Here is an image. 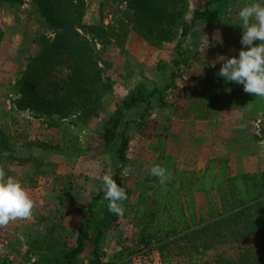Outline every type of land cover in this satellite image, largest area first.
<instances>
[{"label":"trees","instance_id":"trees-1","mask_svg":"<svg viewBox=\"0 0 264 264\" xmlns=\"http://www.w3.org/2000/svg\"><path fill=\"white\" fill-rule=\"evenodd\" d=\"M221 1L102 0V19L107 8L119 11L120 16L115 18L122 28L123 42L133 33L154 48L174 45L177 50V58L172 62L176 70L167 75L164 87L140 85L117 104L103 123L100 140L104 147L120 142L116 152L120 166L112 176L118 185L123 187L124 183L121 175L128 164L131 126L142 131L152 104L163 105L165 99L179 89L177 81H182L193 60L187 55L184 42L197 21L217 29L221 10L211 7ZM27 3L34 6L45 32L34 38L36 54L16 68L14 107L35 119L45 116L88 125L99 117L105 97L114 88L101 65L98 43L90 37L101 26L87 20L89 0H0V53L5 38L1 9L18 10ZM103 29L109 38H114L113 26ZM243 47L239 43L234 56L238 57ZM215 78L224 79L218 74ZM220 109L215 102H203L197 120H209L218 115ZM261 111L253 107L248 116L254 121ZM157 151L160 153L158 163L167 167L172 178L161 185L158 178L152 176L150 193L138 195L135 247L156 250L164 258L173 246L184 243L191 262L198 261L206 251L222 247L226 252L215 264H264V241L255 242L264 235V172L232 176L230 161L224 156L209 160L200 173L183 171L173 157L161 153L159 148ZM5 154L11 157L8 138L0 129V155ZM4 169L7 174V167ZM69 190L57 198L58 205L63 203ZM199 193L207 198V217L196 215L195 196ZM103 197V188L92 195L78 230L69 236L70 241L56 235L57 229L52 225L42 242L29 243V252L39 258V264H105L107 234L118 226L123 216L110 213L108 201ZM232 248L237 250L234 258L228 254Z\"/></svg>","mask_w":264,"mask_h":264},{"label":"rangeland","instance_id":"rangeland-1","mask_svg":"<svg viewBox=\"0 0 264 264\" xmlns=\"http://www.w3.org/2000/svg\"><path fill=\"white\" fill-rule=\"evenodd\" d=\"M100 1L101 0H89L90 7L88 11L93 15V19L91 20H98V5ZM101 4L102 1L100 5ZM233 8H235V11L238 13L242 8V1L235 3ZM1 11V21L5 31L4 41L7 40L6 37H8V40H12V37L15 35H19L22 38L20 45L21 50L15 67V74L17 77L16 68L21 64L25 65L28 59L36 54V46L33 41L36 35L45 32V26L41 23L38 13L31 3H27L18 10L6 8L4 10L1 9ZM118 12L119 11L115 9L114 11L110 8L105 9V18L102 19L100 15L102 19L100 23L101 27L94 30L90 35V37L98 43L97 48L100 53L101 65L105 75L111 80L119 74V71L123 72L124 69L131 71L130 67L133 66H130V62L126 58L124 47L126 42H123L122 28L118 26V19L115 18L116 15H119ZM12 24L13 27L7 31V28L12 26ZM93 25L97 26V24ZM109 25L114 27L115 31L111 32L114 38H109L105 34V29H103ZM242 34L243 30L239 34H226L221 32L220 29L215 31L212 34V38L218 43L220 48L216 49L214 47L213 49H209V58L206 56V49L201 53L191 50L188 46H193V38L190 40L187 39L185 50L189 57L192 56L191 58H193V60L189 68L186 69L187 72H185L186 75L182 81H177L179 89L173 94H170L165 99L163 105L156 102L155 107H153L149 111V115H147V123H145V128L142 131L139 130V132L138 129H133V126H131V141L135 140L134 138H137L140 134L144 135L148 140L144 145H137L132 142L131 149L133 150L130 151L129 149L128 164L121 175L124 181L123 187L127 189L128 198L123 202L125 211L121 221L110 233L111 238H114V240L111 243L106 242L104 246L106 252L104 258L105 264H215L216 260L225 254V248H213L206 251L203 256L198 257V261L191 262L188 258V251L185 249L184 243L173 246L172 250L164 258L160 257L156 250L150 251L144 247H140V249L136 248L134 241H136L135 226L137 221L135 220V210H132L130 204L136 203L138 195L150 193L153 182L151 181L152 175H150L149 169L153 164L158 163L160 156V153L157 151L158 148L161 150V153L173 157L179 168L183 171L200 173L206 168L209 160L224 156L230 161V174L232 176L251 175L264 172V145L259 142L260 140L264 141V114L260 116L262 121L260 129L254 126L253 118H250L247 114H238L230 110H223V112L207 120L209 122L211 121L209 126L196 123V121H201L197 120V116L201 115L199 108L203 104V102H201V99H203L201 98L202 89L205 85L208 86V82L212 83L215 76L218 74L223 63L219 58L221 56L232 58L235 54V48L241 42ZM103 43H106L104 44L105 46L101 45ZM168 47L169 46L166 48ZM4 51L8 52L6 48H3V52ZM169 52L173 54V58H177L176 49H170ZM3 55L4 53L1 54V56ZM210 60L215 62L213 64L215 65L214 69L210 64ZM139 69L142 68L139 67ZM159 69L161 71L160 73L164 76L166 73L169 75L176 70V67L170 62L165 65H159ZM147 78L149 80L143 85L151 88L149 84L151 74L148 73ZM201 78L203 79L201 80ZM218 79V81H220L218 83H225L224 79ZM109 96L110 94L104 99V108L99 117L92 120L88 125L84 126L75 123L74 120H61L59 118H54L50 122L52 126L61 127V125H59L60 121H65L66 123L63 124H68V126L66 125L62 128L64 130H68V128L74 125V128L76 127L79 134L77 132L75 135L71 133V135H65V137L67 138L70 136L72 139H75L76 136H80L86 139L85 143L90 149L95 145L94 139L96 138V134L98 135V147L95 148V152L98 153V160L100 159L102 164L101 162L98 163L100 166L105 165L107 170L109 168L108 171H102L101 167L98 168V174L101 180L105 174L113 176L120 166L116 154L120 142L117 141L111 147L105 148L100 140V132L102 131L103 123L113 114L117 108V104L120 103L117 101L118 99H116V96L113 98ZM193 117L196 118V121H194ZM192 120L194 122H192ZM72 130L71 128V131ZM66 133L68 132L66 131ZM7 134L11 135V130H9ZM23 135L27 136L25 130ZM78 137L77 139H79ZM92 140L94 141L92 142ZM72 147L76 150L79 149L77 140ZM101 155L104 156L103 159L99 158ZM11 163H13L12 157L0 155V166L4 168L7 167L8 169ZM29 163L31 170L21 181H23L22 183L27 189L29 188L28 190L31 196L37 202V207H35L30 219L19 220L20 228H18V230H25L27 234L37 231V236L31 241L26 242L27 245L34 240L42 242V239H44L47 234L48 228L52 225L57 229L55 232L56 235L70 241L71 237L69 236L71 234L65 231L61 222L62 215L58 211L56 213L55 209L58 210L57 198L61 196L66 189L73 187L77 181H74L72 177L55 179L52 173L56 170V167L51 162L29 160ZM37 183H39L41 189L35 192V185ZM57 187L59 191H56ZM60 187L63 188L60 189ZM214 198L219 202V198L216 194H214ZM207 203L208 201L204 194L195 199V211L198 218L201 216H208ZM34 218H36V221H34ZM9 228H12V226ZM14 230L16 229L9 230L7 227L5 233L2 230L0 231V239L7 241L8 244L10 242L8 248H5L0 243V262L5 261L13 264L9 257L12 256V254L16 255V245H18L17 243L19 241L17 237H14V235H16ZM256 241H264V235L262 234L259 236L255 242ZM18 250L19 249H17V255L15 256L17 263L29 264L30 257L22 255ZM138 250H141V252H138ZM228 254L230 258L236 257V248L230 249ZM31 256L35 257L38 262L39 258L35 254L31 253Z\"/></svg>","mask_w":264,"mask_h":264},{"label":"crops","instance_id":"crops-1","mask_svg":"<svg viewBox=\"0 0 264 264\" xmlns=\"http://www.w3.org/2000/svg\"><path fill=\"white\" fill-rule=\"evenodd\" d=\"M101 1L98 5V20H91L93 19V15L90 14L89 11L87 13V20L90 24L101 23ZM240 1H242V7L246 4L256 2V0H222L220 3L212 6V10H221L217 29H210L203 21H197L188 36L189 40L193 38V46L188 47L191 50L196 52L199 51L200 53L206 49V56L209 58V49H213L214 47L216 49L220 48L218 43L212 38V34L215 31L220 29L221 32L226 34L241 33L243 29L241 27L242 21L238 16L239 11L237 13L235 8H233L235 3ZM11 27H13V24L7 28V31ZM6 38L7 40L4 41L2 47L6 48L8 52H3L2 48V53H0V129L4 130L8 138V145L13 162L8 166L7 175L13 176L21 181L31 170L29 160L46 161L55 165L56 170L52 173L55 179L72 177L74 181H77L78 184L75 183V185L70 188L69 193L65 195L63 203L57 206L58 212L62 215V226L66 232L73 235L78 230L80 223L84 218L90 198L98 192L99 188L103 187L102 180L98 174V168L101 167L102 171L109 170V168L108 170L106 169L105 165L100 166L98 163L101 162L102 164V161H100V159L98 160V153L95 152V148L98 147V135L96 134V138L94 139L95 145L90 149L85 143L86 139L80 136H76L75 139H72L70 136L67 138L65 137V135H71V133H74L73 135H75L76 132L79 134L76 127L74 128V125L68 128V130H64L62 128L66 125L68 126V124H63L66 123L65 121H60L59 125H61V127H56L50 124L51 120L54 118L49 119L45 116H41L40 118L35 119L28 113L19 112L15 109L13 104L16 95L15 67L21 50L20 45L22 38L19 35L13 36L12 40H8V37ZM125 42L124 47L126 58L130 62V66H133L130 67L131 71L124 69L123 72L119 71V74L112 78L114 88L110 96H112V98L116 96L118 102L124 101L133 90L148 81V73L151 74L149 83L151 88H153L154 85L157 87H164L167 84V73L163 76L160 73L159 65H165L176 59V57L173 58V54L169 52L170 49H175L174 45L163 49L154 48L146 44L141 38L133 33L128 36ZM186 43L187 41L184 42V49H186ZM3 53L4 55L1 56ZM236 53L237 51L235 50V54ZM214 63L215 62L210 60L213 69L215 66L213 65ZM139 67L142 69H139ZM218 82H220L218 81V78H215L210 85L207 84L208 86H205L202 89L201 98L203 99H201V102L206 100L209 102H215L221 107L220 112H223V110H230L231 112H236L238 114L249 115L252 114L253 107H255L262 110L259 112L260 116L264 114V97H258L254 94L246 93L242 84L226 80L223 84ZM155 105L156 102L152 104V107H155ZM130 115H132V113ZM194 121H196V118H194ZM194 121L192 120V122ZM253 122L257 129L261 128L262 121L260 117L255 118ZM196 123L209 126L211 121H196ZM71 128L73 129L72 131ZM9 130H11V135L7 134ZM24 130L28 137L23 135ZM66 131L68 133H66ZM77 137L79 139H77ZM134 139L135 140L131 141L130 151L133 150L131 149L132 142L137 145H144L147 143V139L141 136ZM76 140L78 141V150L72 147ZM94 140H92V142ZM260 144L264 145V141L261 140ZM103 157L104 156L101 155L99 158L103 159ZM62 188L63 187H60V189ZM38 189H41L39 183L35 185V192H37ZM56 191H59L58 187L56 188ZM201 195L202 194L196 195L195 199ZM130 205L132 210H135V204ZM20 221H14L7 226L0 228V231L2 230L5 233L7 227L9 230L16 229L14 230V233H16L14 237L19 239L17 243L18 245H16V255L17 249H19L18 251L22 255L30 257L31 253L29 252V247L26 242L34 239L37 236V231L27 234L25 230H18V228H20ZM34 221H36V218H34ZM11 226L12 228H9ZM111 232L112 231L107 234V243H111L114 240V238H111Z\"/></svg>","mask_w":264,"mask_h":264},{"label":"clouds","instance_id":"clouds-1","mask_svg":"<svg viewBox=\"0 0 264 264\" xmlns=\"http://www.w3.org/2000/svg\"><path fill=\"white\" fill-rule=\"evenodd\" d=\"M238 16L242 21L241 44L244 47L238 57L219 58L223 63L218 75L226 81L242 84L246 93L264 97V0L244 5ZM256 41L259 43L256 44ZM149 173L158 178L161 185L172 178L167 167L159 163L153 164ZM102 183L108 211L117 216L123 215V202L128 198L126 187L118 185L108 174L103 175ZM35 207L36 201L29 190L20 180L8 176L4 167L0 166V228L17 220L30 219Z\"/></svg>","mask_w":264,"mask_h":264},{"label":"built area","instance_id":"built-area-1","mask_svg":"<svg viewBox=\"0 0 264 264\" xmlns=\"http://www.w3.org/2000/svg\"><path fill=\"white\" fill-rule=\"evenodd\" d=\"M0 243L2 244V246H4L5 248H8V242L1 240L0 239ZM9 259L12 261L13 264H18L17 261L15 260V255L12 254V256L9 257ZM29 264H38L37 260L35 259V257L30 256V262Z\"/></svg>","mask_w":264,"mask_h":264}]
</instances>
